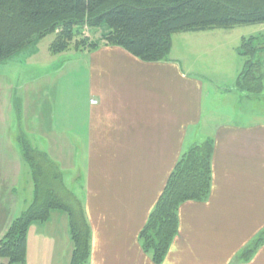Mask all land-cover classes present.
Masks as SVG:
<instances>
[{"label": "crops", "instance_id": "obj_1", "mask_svg": "<svg viewBox=\"0 0 264 264\" xmlns=\"http://www.w3.org/2000/svg\"><path fill=\"white\" fill-rule=\"evenodd\" d=\"M237 53L209 50L191 59L173 51L166 61L146 63L119 47L75 52L79 62L70 69L84 97L69 121L60 120L56 101L45 119L46 97L40 116L33 102L35 115H26L25 128L18 115L8 126L10 107L1 98L0 241L35 197L31 170L32 187L23 182L28 165L19 138L25 137L58 165L68 190L67 172L77 175L69 191L83 203L90 225L88 264H154L140 233L181 156L212 140L210 195L181 205L178 234L163 264H264V245L250 261H236L264 231V121L252 106L239 107ZM210 56L228 61L223 73L208 65ZM72 252L65 213L54 211L46 223L29 227L25 264H70Z\"/></svg>", "mask_w": 264, "mask_h": 264}, {"label": "trees", "instance_id": "obj_2", "mask_svg": "<svg viewBox=\"0 0 264 264\" xmlns=\"http://www.w3.org/2000/svg\"><path fill=\"white\" fill-rule=\"evenodd\" d=\"M264 24V0H0V62L36 41L54 35L49 52L60 55L74 49L94 51L101 45L119 47L146 63L169 59L172 37L217 29ZM106 25L98 40L85 30ZM239 55L245 63L236 89L247 92L264 73V36L244 39ZM23 158L30 167L35 197L0 241V259L25 264L27 235L33 223H46L51 213H65L73 245L70 264H88L91 229L83 203L65 186L58 165L47 154L19 138ZM214 143L192 146L179 159L165 189L140 233L143 251L154 264H163L178 234V212L187 202H205L212 186ZM264 245V231L236 258L247 262Z\"/></svg>", "mask_w": 264, "mask_h": 264}, {"label": "rangeland", "instance_id": "obj_3", "mask_svg": "<svg viewBox=\"0 0 264 264\" xmlns=\"http://www.w3.org/2000/svg\"><path fill=\"white\" fill-rule=\"evenodd\" d=\"M84 32L97 41L103 34L108 32V28L104 25L101 28L89 29ZM193 36L184 35L183 33L173 35L171 54L173 51L175 55L188 52L191 59H197L199 55H202L200 52L204 54L205 51L209 50L238 51L244 39L264 36V24L239 26L229 30L217 29L201 35L197 39ZM54 37V35H49L40 41H36L10 59L0 62V99L5 100L7 108L10 107L9 112H7L8 126L11 124V120H14L15 115H18L23 117L22 125L25 128L26 115L28 114L27 118L29 115H35L36 113L40 116L46 97L50 101V107L45 105L43 107L45 119H47V110L50 111V118H52L55 101L59 118L62 117L66 121L73 119L75 102L84 97V91L75 85L74 74L70 67L79 62L78 55L75 52L82 51L71 49L68 51L71 53L66 52L67 55H52L49 48L54 41ZM183 38L191 39L183 40ZM210 58L211 56L207 58V61L210 62L208 65L211 64L212 68H217L216 72L221 70L222 72L219 73H223L226 70L228 61L222 60L221 63H218L215 58H211L214 61L211 62ZM241 58V66L243 67L246 59L242 56ZM260 59L264 61V52L260 53ZM65 67L69 69L65 70ZM259 76V81L254 82L251 86L249 85L247 92L239 89L237 91L243 96L242 101H239V107L244 110L252 106V109H255L258 113L257 121L260 123L264 121V73H259ZM33 87L34 96L33 93L31 94ZM28 97L31 101L30 105L27 103ZM33 102L35 104V114L32 111ZM55 117L58 121L57 114ZM61 121L63 122V120ZM31 143L32 145L35 144L32 141ZM30 170V167L27 166L23 175V182H28L32 187ZM66 176L71 191L76 186L72 183L77 175L74 178V172L70 171L67 172Z\"/></svg>", "mask_w": 264, "mask_h": 264}, {"label": "built area", "instance_id": "obj_4", "mask_svg": "<svg viewBox=\"0 0 264 264\" xmlns=\"http://www.w3.org/2000/svg\"><path fill=\"white\" fill-rule=\"evenodd\" d=\"M92 104L96 105L97 104V101L93 100L91 101Z\"/></svg>", "mask_w": 264, "mask_h": 264}]
</instances>
